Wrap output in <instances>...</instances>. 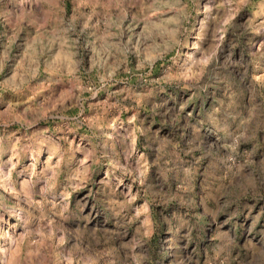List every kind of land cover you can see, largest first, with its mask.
I'll list each match as a JSON object with an SVG mask.
<instances>
[{"label": "clouds", "instance_id": "1", "mask_svg": "<svg viewBox=\"0 0 264 264\" xmlns=\"http://www.w3.org/2000/svg\"><path fill=\"white\" fill-rule=\"evenodd\" d=\"M0 264H264V0H0Z\"/></svg>", "mask_w": 264, "mask_h": 264}]
</instances>
